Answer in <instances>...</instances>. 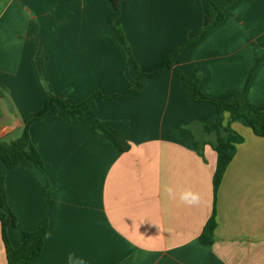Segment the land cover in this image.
Listing matches in <instances>:
<instances>
[{"label": "crops", "instance_id": "0c3cea01", "mask_svg": "<svg viewBox=\"0 0 264 264\" xmlns=\"http://www.w3.org/2000/svg\"><path fill=\"white\" fill-rule=\"evenodd\" d=\"M224 12L204 38L182 46L209 20L204 0H118L117 8L111 0H0V141L16 139L49 94L70 103L93 92L126 94L135 65L157 70L181 46L174 66L202 77L205 94L242 93L264 109V0H235ZM221 111L243 141L217 190L211 244L199 239L216 166L215 134L203 124L217 108L193 101L173 69L146 78L137 94L92 100L84 115L59 110L30 124L44 170L0 159L15 216L10 244L46 223L42 250L28 264H264V136L232 117L231 106ZM92 117L119 130L129 148L97 131Z\"/></svg>", "mask_w": 264, "mask_h": 264}, {"label": "trees", "instance_id": "16d2710c", "mask_svg": "<svg viewBox=\"0 0 264 264\" xmlns=\"http://www.w3.org/2000/svg\"><path fill=\"white\" fill-rule=\"evenodd\" d=\"M111 1L117 8L118 0ZM234 1L235 0H225L221 4H216L212 0H204L208 9L209 20L198 31L194 39L186 40L182 46L191 41H199L204 38L220 22H222L225 16L224 11L226 7ZM118 33L125 50L132 60L130 49L124 40L122 32L119 31ZM182 46L175 52L165 56L161 67L157 70L144 73L139 71L135 65L136 71L138 73V79L136 80L135 86L131 88L126 94L118 95L93 92L85 99L77 103H70L57 95L49 94L43 107L23 120L22 131L16 139L8 142L0 141V159L9 168L15 167L24 159H28L32 161L38 168L44 170L43 160L30 139L29 126L32 122L47 116L54 115L59 110H62L66 114L67 118L84 115L86 114L87 106L92 100H104L115 97L126 98L132 94H137L141 91L146 78L157 75L166 69H173L176 77L187 89L193 101L211 102L217 108L216 119L210 124L207 122L203 124V130L205 133L215 134V139L209 142V144L216 151V166L212 177L214 195L213 208L211 215L199 234V239L205 244H211L213 241V232L216 227L215 202L217 190L221 183L223 174L234 156L236 145L243 141V136L241 134L233 130L229 124L223 123L221 109L224 105L231 106L233 108L232 117L243 118L251 126L253 132L259 136H264V109H257L248 105L245 102L242 93L231 92L222 99L213 98L205 94L199 88V83L202 80V77L190 78L174 66V59ZM92 120L94 128L110 139L120 150L125 151L129 148L128 141L119 130L103 123L98 118L92 117ZM202 143H207V141H203ZM14 224L15 216L7 206L4 189V178L0 176V226L1 238L6 253L7 264H28V262L37 256L42 250L47 225L46 223H42L35 230L24 231L22 233V240L19 246L13 247L8 240L6 228L8 225Z\"/></svg>", "mask_w": 264, "mask_h": 264}, {"label": "clouds", "instance_id": "9594fccd", "mask_svg": "<svg viewBox=\"0 0 264 264\" xmlns=\"http://www.w3.org/2000/svg\"><path fill=\"white\" fill-rule=\"evenodd\" d=\"M193 201H195V196H193Z\"/></svg>", "mask_w": 264, "mask_h": 264}]
</instances>
